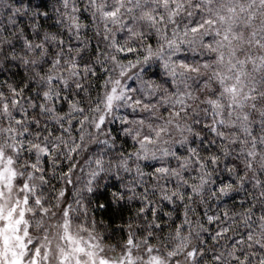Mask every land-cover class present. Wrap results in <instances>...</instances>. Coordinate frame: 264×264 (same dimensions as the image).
Masks as SVG:
<instances>
[{
	"label": "snow or ice",
	"instance_id": "6c2138e0",
	"mask_svg": "<svg viewBox=\"0 0 264 264\" xmlns=\"http://www.w3.org/2000/svg\"><path fill=\"white\" fill-rule=\"evenodd\" d=\"M0 264H264V0H0Z\"/></svg>",
	"mask_w": 264,
	"mask_h": 264
},
{
	"label": "trees",
	"instance_id": "16d2710c",
	"mask_svg": "<svg viewBox=\"0 0 264 264\" xmlns=\"http://www.w3.org/2000/svg\"><path fill=\"white\" fill-rule=\"evenodd\" d=\"M33 2H38V0H33ZM110 191V189H109ZM108 196V192L105 191L104 195L100 198L101 201H104ZM243 196V194H241V197ZM113 205L109 204L108 208L106 210H98L96 213L97 219H105L107 220L111 215H112V211H113ZM124 215H127V211L124 212Z\"/></svg>",
	"mask_w": 264,
	"mask_h": 264
}]
</instances>
